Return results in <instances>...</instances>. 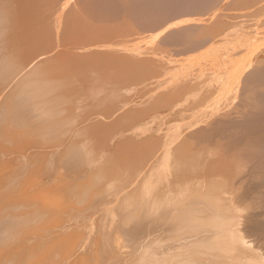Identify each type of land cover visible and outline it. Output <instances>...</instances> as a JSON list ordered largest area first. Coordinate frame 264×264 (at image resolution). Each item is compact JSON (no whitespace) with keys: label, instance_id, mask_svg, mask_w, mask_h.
<instances>
[{"label":"rangeland","instance_id":"1","mask_svg":"<svg viewBox=\"0 0 264 264\" xmlns=\"http://www.w3.org/2000/svg\"><path fill=\"white\" fill-rule=\"evenodd\" d=\"M1 1L5 2L4 0ZM13 2H15L16 4ZM5 3L4 4L7 8H11V12H9V8L7 10L9 13V19L7 18L8 25L10 24V27L7 25L6 28V30L10 28V30H8V33L5 30L8 35L10 34L9 36L7 35L10 38H8L6 36V33L4 32L2 36L6 41L3 42V39H1L2 36H0V40H2V42H0L3 44H1L3 48L0 46L2 49H0V62L4 64V60L2 61V59L6 60L5 63L10 61L12 62L13 60L15 64L13 65V63H11L14 67L11 69L12 72L14 73V69L18 70V68H20L21 71L19 70L20 72L15 75V77L13 76V80H11L10 82L6 81L7 78H5L6 76L4 77L5 74L3 75L5 79L0 78V82H3L2 79H4V82H7V84L3 82L6 86H0V96L3 97L2 95L5 96L9 94L12 91V87L14 88V83L17 81L15 79H17L18 77L21 78L22 74L26 73L28 69L30 70L34 65L37 66L38 63L39 65L43 64L42 62H47V64L49 65V62H52V60H54V62H50L51 64L49 65L51 67L54 66L55 70L52 68V72H55L56 68H60V66L62 67L60 68V70L66 68L64 71H60L57 69L56 72H63L62 74H64V76L62 77V82L66 79V82H63L65 84L61 83V85L69 84L71 88H69V86L67 89H73L71 92L70 90H67L65 86L64 88H62L64 90L58 89L59 91L61 90L60 92L56 90L58 92L57 94H62V92H66L65 90L68 91L66 92V94L70 92V96L68 94L67 97H65L66 94L64 93V97L63 94H59L61 98H64H62L64 105L62 104L63 102L60 103L61 106L59 104L58 105L63 109L65 108L62 113H66L68 111L66 114H70L73 117L67 116L69 117L67 119L66 114L64 116V114L61 113V124H59L57 129L52 130L51 132H47L48 135L46 134L43 136L40 134L39 136V134H35L36 131H34V133H31L30 131L31 127H35L34 129H36L38 123L40 122V111L36 110V108L33 106V103L31 104L30 102L29 105H27V111L29 112H26L25 110V114L23 113V115L27 117L25 118L24 116L23 121H25V124L27 123L28 126H30L28 127L27 125H25L24 127H27L24 129L20 126L23 130L18 129L17 126L16 128L18 132L21 130L24 131L26 129L24 137H29V134L30 137L25 138L26 140L24 141L27 142L28 139L29 142H31V145H27V150H25L24 153L21 152L20 154L16 155L17 157L16 159L14 158V163L9 166V171L7 169L6 172V169H4L5 173L3 171L2 175H6V173L12 174L14 173L15 169H18L17 174L20 177L25 179L26 177L35 178L34 180L38 183L34 182V184H36L37 186L38 184L43 182L40 185L41 187L48 180V177L51 176L50 173L52 170L59 171V173H61L62 175L63 173L64 175L65 173H67V182H74L69 176L72 177L76 173L79 175L82 172L80 175L83 176L82 174H84V176L82 177L83 181L81 180V183H84V179L89 178L88 176H90L91 174V168H94V166L96 165L95 163H93L95 165L90 164V161L94 159L97 161L99 160V162H103V160H105L106 158V155L108 154L106 152H111L110 150L115 149L112 152H116L115 154L117 155H115V157L118 156L116 159L117 161L118 159L122 160L123 158L124 160H127L129 158H132L133 156V160H138L136 162L139 165H136L135 163H132L133 160L131 162V159H129V162L132 163L130 164L131 167L133 164L135 166H133L134 168L132 167L130 169V166L128 164L126 170H129V172L126 171V173H124L125 177H129L130 175H132V170L141 172V169L145 165L143 169L144 172L148 169V172L150 170V173L153 175L157 171H160L163 177V182H165L166 184H168V182H171L173 184H176L175 186L177 187H182L187 179L191 178V176H194L195 173L199 172L202 169L207 168V171L209 169V171L213 170L214 172H218L219 170H221L220 168H222V170H227L226 167L229 168V166H226L225 164H227L228 162L229 164L233 163L232 168H236L235 170H238L235 162L237 163L238 161L239 163L244 158V160L242 161V166L241 163H239L240 171H236L235 174L236 177L238 176V174H242V176H239L238 178L239 187L243 189L242 193L244 194V196L241 193V190L240 192L238 190L239 193L237 191V193L234 192L236 195L233 192V194L229 193L227 195H231L232 204H230V200H228V203L231 207L234 205L240 208L237 210L239 214H241L242 211L243 213H245H242L244 217L242 216L239 219L241 221H239L240 223L243 222L242 224H239L241 226L240 228L245 232L246 239L250 242V247H254L253 252L262 255L264 259V167L260 168V165L264 162V0H12V2L11 0H6ZM7 4H10L13 8L10 5L8 6ZM12 13L14 15H12ZM10 15H12L11 20ZM10 21H12L13 23L15 22V24L17 25L12 24V22L9 23ZM10 31L13 33H11ZM18 38L21 40H19ZM7 40L9 42H7ZM4 51L7 53L10 52L9 56L6 53L7 57H5L6 54ZM55 62L56 65H52ZM1 63L0 67L1 65L11 66V64L3 65ZM16 63H19V65L21 64L23 66L20 65L21 67H19V65H16ZM57 65L60 66L55 67ZM69 72L71 75L69 74ZM65 74H68L69 76ZM6 75L9 76L10 73ZM70 76H73V78ZM198 79L199 81L197 83L196 80ZM14 80L15 82H12ZM193 80H195V85L196 83L198 84V86L196 85L197 87L193 84ZM184 81L186 83L189 81V83H187L188 88L186 87L182 90H192V87L194 85L196 87V89L193 87L195 91L190 90L191 93L188 94L190 91L186 90L187 94H184L183 91V94L180 95V89L187 86L183 85L186 84ZM199 82L201 84H199ZM190 84L192 85V87L189 86ZM205 87L207 88V90L209 89V93ZM9 88H11V90ZM202 89H205L206 91H203ZM6 90L7 93H3L4 91L6 92ZM174 90H179V93H173ZM202 92H206L208 94ZM192 93L194 95H192ZM201 95H204V97L206 95V97H208L209 99L206 97L203 98ZM209 95L212 96L209 97ZM73 96L76 98V100ZM71 97L74 100H72V102L74 103L73 105L70 102ZM61 98L60 102L62 101ZM65 98H67L66 104L68 103V105H71L72 108L71 106H65ZM201 98L202 101H204V99H206L207 101H204V103H202ZM163 100H165L164 103ZM199 102L203 104H201V106L204 108L201 109ZM210 102L211 104L213 102L215 104H210V108H208V103ZM217 103L218 106H216ZM30 104L35 110L31 109ZM213 105L216 106V108H214ZM205 106L209 110V112L211 108H213V111L210 112L211 115H209L210 113L205 108ZM76 110L77 112H75ZM33 111H35L36 114ZM212 114H215V116ZM32 115L33 118L31 117ZM205 115H207V117ZM34 116L39 117L34 119ZM212 116H214L215 119H213L214 117ZM217 116H220L219 120H217ZM193 117H195V120L200 119L199 122L195 121L197 122L196 124H199L195 130H193L195 126ZM201 117H204L202 119L207 118V120L205 119L206 121H204L208 124H210L209 122H211V120H216L212 121L215 122V124L211 123L212 126H210L211 124L206 125ZM58 118H60V115L58 116ZM66 119H70L69 121H67L68 123L65 122ZM189 119H192L193 121ZM28 120L31 121L28 122ZM188 120L189 122H192H190V125L185 124V122L187 123ZM200 121L202 122L200 123ZM69 122H71V124H69ZM36 123L37 125H31ZM62 123L68 124L67 126L69 127H71L70 125H72V127L69 129V127L65 125L64 127ZM150 123H154V126ZM162 123H164V127ZM201 124L205 126L204 129L200 128L203 131H199L200 129L198 130L200 126H203ZM4 125L6 126L7 124H3V126ZM22 125L24 124L22 123ZM183 125H186V127ZM158 127L161 128V132L159 133L163 134L164 136L158 133ZM63 128H67L66 130L69 129L68 133ZM80 128L81 130H79ZM189 128H193L191 132H195L197 130L195 133L193 132V136V133H190ZM206 129H210V131H207ZM107 130H113L114 132L111 131L107 133ZM173 130L175 132H173ZM182 131L184 132V134ZM147 132L148 134H146ZM65 133L68 134L67 137L65 136ZM70 133H73L74 135H72V138L70 137L71 139L69 138ZM87 133H89V135ZM61 134H64V136H62ZM94 134H96V136ZM100 134L102 135L99 136ZM172 134L176 135L179 138L178 142L175 141L176 143H173L176 146L179 145L178 143H181L180 141H183V139H189L187 143L192 151L190 159L182 160L183 155H179L177 156V158L173 156L169 158V156H167V158L163 160V163L161 164L162 166L160 168L151 167L150 163L154 160V156L150 155V157L149 151L147 150H149L153 146V144L156 143L155 141H157V143L160 141L159 136L164 137H161V141L159 142V144L161 145L163 139L167 138L168 136H172ZM36 135L38 136L36 137ZM57 135H61V137L64 139H62L60 136L58 137ZM148 135L151 136L148 138L149 141L151 138V141L149 143H146V136ZM75 136H77L78 139L80 137L81 138L78 140L77 138H75ZM22 138L23 136H21L20 139ZM40 138L41 140H39ZM45 138L48 140H46ZM53 138L55 140H53ZM67 138L69 140H67ZM73 138L75 139V142ZM32 140L34 141V143ZM194 140H197L196 143L192 142ZM22 141L20 140V142H17L16 140L19 145L22 144ZM39 141L40 143L44 142L47 145H43V148ZM56 141H58L60 144H58V142L56 143ZM76 141L78 142L76 143ZM136 141H140L139 143L143 142L149 144L147 146L146 144L141 143V145H143L144 147H148H146L147 150L145 151L144 147L141 145L139 146ZM98 142L104 144L100 145L98 144ZM191 142L194 145H192V147L190 146ZM216 142H220L225 146H220V143L217 144ZM4 144L7 146L11 145L10 143L6 144V142ZM33 144L34 146H32ZM70 144L77 145L75 148L76 151L78 145H83V147H78L79 152L75 151L77 157L75 156L76 159H73L75 162L72 163H77L76 161L80 160V163H77L76 168L71 167L72 165L74 166V164L72 163L67 165V167H63V165L60 163L62 162L60 161L62 158L56 161L57 165L55 164L54 166H52L51 164H49L52 153L56 154L58 151L59 154H63V151H65L67 146H69ZM135 144L139 146L136 150H134L135 153H133V151L126 153L127 151H130L129 149L132 148ZM247 144L249 145L247 146ZM244 145L247 147H245ZM36 146L40 147L36 148ZM109 146L113 147L111 148ZM91 147L92 149L95 148L96 151H93L96 152V154L94 152V154H90V152H92V149H90ZM141 147H143L144 150H142ZM205 147L207 148V150L205 149ZM155 148L154 150L152 149L153 154H155L159 150V147H157L156 150ZM239 149H241L242 152L241 150L239 151ZM84 151H86V153ZM136 151L140 153L141 151H143L141 153L142 155L140 153L137 154ZM121 152H125V154H123L124 156H121ZM32 153L35 154L33 155ZM131 153H133L134 155ZM235 153L238 154L236 155ZM31 154L32 157L30 156ZM135 154H137L136 156L138 157L144 158L137 159L138 157H136ZM40 155H42L41 158L43 160L40 159ZM239 155L242 157H240ZM29 156L31 160L29 159ZM237 156H239V160ZM83 157L88 158L84 159ZM150 158L152 159V161L150 160ZM39 159L40 161L42 160V162L37 166L36 164L40 162L38 161ZM140 161H143V163H141ZM223 161L226 163H223ZM43 162L44 164H42ZM82 162L85 163L79 165ZM129 162L128 160L126 161V163ZM20 163L21 165H19ZM214 164L218 166L216 167L214 166ZM220 164L223 166H221ZM78 165L81 167H78ZM115 165L116 163L114 161V168H116ZM153 165L157 164L154 163ZM232 165L230 164L231 170H233L231 168ZM12 166L13 168H11ZM40 166L43 167L41 168ZM136 166L139 167L136 168ZM262 166H264V164L261 165V167ZM37 167H40V172ZM82 167L84 169V172L82 171L83 169H81ZM209 167H215L216 169L211 168L210 170ZM241 167L244 168L242 170H246L247 172H242ZM70 168L74 169L75 171H71ZM85 168H87V170L90 169L89 175L88 171ZM30 169L32 170L31 173ZM68 169L70 170L68 171ZM76 169H79L80 171H76ZM19 170H21L22 172ZM35 170L37 173L34 172ZM117 171L118 168L115 169V172L113 170L112 173H116ZM239 172L242 173L240 174ZM68 173L70 174L68 175ZM246 173L248 174V176ZM33 175L36 176L32 177ZM247 177H249L247 181L241 180L243 178L246 179ZM254 177H256V179H254L255 181L253 180ZM257 177H259V180L257 179ZM22 178H20V180H22ZM110 178L112 179L111 176H108L106 178H102L101 180L99 178L96 180L101 181H98L99 183L103 182L102 185H104V183L106 184L110 181ZM238 178L234 179L237 183ZM37 179H40V182ZM149 180L150 179H148V182ZM155 180V178H152L150 180L151 183L149 184H161L160 180ZM240 181L243 184H246L247 182L245 186H243L242 184L246 191H244V188L240 186ZM253 182L257 183L254 184ZM102 185L98 184V187ZM115 187H117V185L114 186V189ZM95 194L97 195L98 192H96ZM100 194L102 193H99V195H97L98 199H95L96 195L94 197V195L91 194V197L94 198V200L89 196L88 198L91 199H87L88 202L87 200H84L82 204H80L79 206H75L78 210L77 213H79L82 217L88 218L87 220H83L84 222H82L81 220V222L84 223L82 225L90 223L95 219V217L96 219L101 217L100 212L98 213L94 211L95 209H98L100 207V204L97 205V202L103 204L108 202L109 198L102 199V195L100 196ZM238 194L239 197L237 196ZM234 195L237 196V198H235ZM233 196L235 199L233 198ZM95 200L97 205L96 208L93 204ZM112 205L113 204H110V206ZM245 209L246 211L249 210L248 213L245 211ZM77 213H75L76 216L78 215ZM64 216L63 218H67V216L69 215L65 214ZM37 218H39V221L41 220V223L37 222ZM41 218L42 217L39 216L36 217V221L32 222V224L36 223L35 225H32V229L37 234H41L40 232H42L43 235H46L44 233L48 234L50 232L49 230L48 232L45 231L47 229L43 230L45 219L42 220ZM25 219H27V216H25ZM252 222L253 224H251ZM258 222H262L261 225ZM38 223L40 227H43L40 228L39 225H37ZM167 224L168 223L164 224L165 226H167V229L165 226L163 228V224L159 227L161 231L158 229V227L156 228V230L152 229L157 237L153 232H151L152 230L148 232L146 235V237H148L146 238L144 236L147 240L143 238L139 241L142 246L140 250L143 251L146 246H152L151 248L158 249V251L159 249H161L160 251H166V248L169 246L167 248L168 251L174 249L175 247L182 246L192 240L194 241L195 237V240H197L202 236L199 234V236L197 237V235L195 234L198 233H195L192 234V237L190 238V234H187L186 236L183 235V237H187L186 239L181 237L177 242H175L170 238V231H168ZM243 224L245 225L243 226ZM249 224H251L252 226ZM39 228L41 229V231ZM162 229H165L167 231ZM36 230L38 231L36 232ZM42 230L45 232H43ZM54 230L56 231L57 229H53L52 231ZM209 233L210 232H207L203 236L208 235ZM150 235L152 236V238H150ZM151 240L152 243L150 242ZM156 240L157 242H155ZM164 240L167 243L164 242ZM160 241L163 242L160 244ZM168 241H171V243ZM144 244L146 246H143ZM170 244L171 247L173 246V248L170 247ZM162 246H165L166 248L164 247L163 250Z\"/></svg>","mask_w":264,"mask_h":264},{"label":"bare ground","instance_id":"2","mask_svg":"<svg viewBox=\"0 0 264 264\" xmlns=\"http://www.w3.org/2000/svg\"><path fill=\"white\" fill-rule=\"evenodd\" d=\"M4 1L6 2V0H4ZM5 2L0 0V36H2L3 33L5 32L7 25H8V19H9L8 18L9 13L7 11L9 7L7 8L5 6V4H6ZM7 2H9V1H7ZM11 2H12V0H11ZM13 3H15V2H13ZM10 4H12V3H10ZM10 4H7V5L9 6ZM10 10H11V8H9V12H11ZM12 10H14V9H12ZM15 11H16V9H15ZM12 15H14V14L12 13ZM12 15H10V20H11ZM11 22L12 21H10L9 23H11ZM12 24H15V22L14 23L12 22ZM15 25H17V24H15ZM15 25H12V26H15ZM8 26L10 27V24ZM8 30H10V28ZM8 30H6L7 33L9 32ZM7 33H6V36L8 35ZM11 33H13V32H11ZM8 38H10V37H8ZM1 39H3V42L6 41L3 36ZM19 40H21V39H19ZM0 41L2 42V40H0ZM1 42H0V46L2 44ZM7 42H9V41L7 40ZM7 42H6V45H7ZM1 47L3 48V46H1ZM1 47H0V49H1ZM11 47H13V46H11ZM18 48H19V46H18ZM0 53H1V51H0ZM6 53L7 52H5V54ZM9 53H7L8 56H9ZM7 54L5 57H7ZM57 56H58V54H57ZM59 56H60V54H59ZM49 58H51V57H49ZM0 61H1V59H0ZM2 61L4 62V64H11V63H13V65L15 64L13 62V60H12V62L10 61L7 63H5V61H6L5 59H2ZM15 62H16V60H15ZM50 62H49V65L51 63H53L54 60H52L51 63ZM42 63L43 64H40V65H39V63H38V65L36 63L37 66L32 65L33 67L32 68L30 67L31 69L30 70L28 69V71L26 73H24V71H23L24 74H22L21 78H19L17 76L19 79L18 78L15 79V80H17L16 82H15V80L12 81V82H15L14 88L12 87V91L5 96L2 95L3 97L0 96L1 97L0 98V264H264L263 256L253 252L254 247L253 248L250 247V242L247 241L246 236H245V232L240 228L241 226L239 224H242L243 222L240 223L241 221L239 219L243 216L242 215L243 211L241 214H239V212H237V210L240 208H238L234 205L231 207L228 203V200H230L229 202H230V204H232L231 203V195H227V194H229V193L231 194L232 192L237 193L238 190H239V192L241 190V193L243 192V189H241L239 187V178L238 177L242 176L241 173L243 171H245V172H247V171L242 170L244 168L241 167L242 172H239L241 175L238 174V176L236 177L235 174H236V171H238V170L240 171V169H239L240 164L239 163H241V166H242V161L244 160V158H243V160L241 159L242 161L239 163H238V161H237V163L235 162V164L238 167V170H235L236 168H232L233 163H230L232 165L231 168L233 169V170H231L230 164L228 162H227V164H225L226 166L227 165L229 166V168L226 167L227 170H222V168H220L221 170H219L218 172H214L213 170H211V168L214 169L215 167H209L211 171H209V169L207 171V168L202 169L199 172L195 173L194 176H191V178L187 179V181H185V183L183 184L182 187H177V186H175L176 184H173L171 182H168V184L163 182V177H162L160 171H157L153 175L150 173V170L148 172V169L145 170V172H144L143 169H144L145 165L141 169V172H137L136 170H132L133 176L130 175V173H129L130 176L125 177L124 173H126V171L129 172V170H126L128 164H129L130 169H131L135 165L133 164L131 167L130 164L135 163L137 165L138 163L136 161H138V160H136V159L133 160L134 159V156H133L132 157L133 159L129 158V159H131V162L133 160L132 163L129 162L130 161L129 159H127L129 163H126L127 160H124V158L122 160L118 159V161H117L116 159L118 156L115 157V155H117V154H115L116 152L115 153L112 152L115 149L110 150L111 152H109V151L106 152V153H108L107 155L104 153L106 155V158H105V160H103V162H99V160L97 161L94 159H93L94 161L93 160L90 161V164H92V165L96 164V165L94 166V168H91L93 170V171L92 170L90 171L91 174L89 172L90 169L87 170V168H85L88 171V175L90 174V176H88L89 178H87L85 176L87 179H84L85 180L84 183H81L83 181L82 177L84 176V174H82L83 176L80 175L82 172L79 175L76 173L77 175L75 174L72 177L69 176L71 178V180H73L74 182H71V181L67 182V180H68V176H66L67 173H65V175L63 173V175H62L61 173H59V171H53L52 170L50 173L51 176L48 177V180L46 182L44 181L45 183L41 187H40V185L43 182H41L37 186L36 184H34V182H37L34 180L35 178L26 177V179H25V178L20 177L17 174L18 169L17 170L15 169L14 173H12V174L6 173V175H4V174L2 175V172L4 171V169H6V172H7V169L9 171V169H10L9 166H11L14 163V158L16 159V157H17L16 155L20 154L21 152L24 153V151L27 150L26 148L29 146L28 144L31 143V142H29L28 139H27V142L24 141V140H26L25 138L30 137V134H29V137H24L26 129L24 131H22L24 128H26L28 126V124L27 123L25 124V121H23L24 116H25V115H23V113L25 112V110H26V112H29V111H27V105H29L30 102H31V104L33 103V106L36 108V110L40 111V114H39L40 115V118H39L40 122L38 123V125H37V123L31 124V125H37V127H36V129H34L35 127H33V128L31 127L30 131H31V133L32 132L34 133V131H36L37 133L35 132V134H39V136H40V134L44 136L47 134V132H51L52 130H56L57 127L59 126V124H61L60 123L61 122L60 121L61 115L64 114V116H65V114L68 112L67 111L66 113H62L65 108L63 109L60 107L61 106L60 103L63 102L62 98L64 97V94H66V92H68L67 90H70V89H67L70 86L69 84H67L68 86L63 85V84H65L63 82L64 81L66 82V79L63 80V82L61 81L63 79L62 77L64 76V74H62L63 72H60L62 70V69L60 70V68H62V67L60 65H57L55 67L60 66V68H56V71H57V69L60 71L52 72V70L54 69V66L53 67L49 66L47 64V62L46 63L42 62ZM1 64H3V63H1ZM16 65H19V63H16ZM20 65H19V67L23 66V65H21V66ZM52 65H56V62ZM9 66L10 65H8V66H2L1 65V67H0V76L2 75L0 78H4L6 76L5 78H7V80H6L7 82L8 81L10 82L11 80H13V76L15 77V75H17L21 71L20 68H18L16 66L18 68V70L14 69V73H13L11 69L14 67L12 66V64H11L12 67L11 66L9 67ZM72 66H74V65H72ZM25 67H27V66H25ZM68 67H69V65H68ZM65 69H63L62 71H64ZM77 72H79V71H77ZM9 73H10V75L7 76L6 74H9ZM69 74H70V72H69ZM3 75H4V77H3ZM65 75H68V74H65ZM70 77L73 78V76H70ZM4 79H2L3 82H4ZM161 79H163V78H161ZM6 81L4 82L5 84H7ZM193 81H190V82H193V84H194L195 80H193ZM196 81L198 83L199 79ZM3 82H0V83H3ZM4 83L0 84V86H2V85L6 86ZM61 83H63L62 84L63 86L61 85ZM187 83H189V81ZM187 83L183 84V85L185 86V85H187ZM197 83H196V85L198 86ZM203 83H204V80H203ZM191 84L189 86L192 87ZM199 84H201V83L199 82ZM183 85H181V86H183ZM194 85H193V87L196 89L197 86L195 85L196 86L195 87ZM64 87L67 90H65L66 92H62V94L63 93L64 94H63V97L61 98L60 95H62V94H60V93H59L60 95L57 94L58 92L56 90L62 89ZM75 87H76V85H75ZM165 87H166V85H165ZM186 87L188 88V85L181 88V89L179 88L181 90L180 95L183 94L184 90H182V89H185ZM193 87H192V90L191 89H186V90L187 91H190V90L195 91V89ZM201 87H202V85H201ZM69 88H71V86ZM200 88H198V89H200ZM9 89L11 90V88H9ZM150 89H152V88H150ZM7 90H6V92L4 91L3 93L6 94ZM62 90H64V89H62ZM72 90H70V91L72 92ZM165 90H166V88H165ZM186 90L184 91V94L187 92ZM206 90H207V88H206ZM191 91L188 94H190ZM207 91L209 93V89ZM177 92L179 93V90L173 91V93H177ZM196 92H197V90H196ZM202 93H206V92H202ZM208 93H206V94H208ZM68 94L70 96V92ZM68 94H66L65 97H67ZM73 94H74V91H73ZM78 94H79V92H78ZM192 95H194V94L192 93ZM69 96H68V99H69ZM210 96H212V95H209V97ZM202 97L205 98L206 95H205V97H204V95ZM60 98L62 100L61 102H60ZM78 98H79V96H78ZM188 98H191V97H188ZM206 98H208V97H206ZM66 99L67 98H65V100H64L65 106L66 107L71 106V105H68V103L66 104V101H67ZM74 99L76 100L75 97H74ZM72 100L73 99L71 97L70 102L73 105L74 103L72 102ZM204 101H207V100L204 99ZM204 101H202V98H201V102L204 103ZM68 102H69V100H68ZM164 102H165V100H163V103ZM201 102H199L200 106L202 104ZM244 103H245V101H244ZM62 104L64 105V102ZM208 104H209L208 108H210L211 102ZM206 106H205V108H206ZM216 106H218V103ZM216 106H214V108H216ZM71 108H72V106H71ZM202 108H204V107L201 106V109ZM31 109L35 110V109H33L32 105H31ZM212 109L213 108H211L210 112L213 111ZM33 112L35 113V111H33ZM75 112H77V110ZM208 112H209V110H208ZM215 114H212V115L215 116ZM59 115H60V118H58ZM209 115H211V113ZM67 116H72V115L66 114V118L68 119L69 117H67ZM205 116L207 117V115H205ZM214 116H212V117H214ZM31 117L33 118V115ZM38 117L34 116V119L38 118ZM25 118H27V117L25 116ZM74 118H75V116H74ZM202 118H204V117H201V119ZM216 118H217V120H219L220 116H217ZM67 119L65 122L70 120V119L69 120H67ZM193 119H194V122L195 121L199 122V120H200V119L195 120V117H193ZM205 119L207 120V118H205ZM205 119H202L203 122L206 121ZM213 119H215V117ZM189 120L193 121L192 119H189ZM189 120L187 121V123L185 122L186 121L185 120L184 121L185 124L190 125L191 121L189 122ZM208 120H209V118H208ZM30 121L28 120V122H30ZM212 121H216V120H211V122H209V121L208 122L210 124L211 123L215 124V122H212ZM184 122H182V123H184ZM197 122H195V126L197 125L196 127L193 124V126H194V129L192 128L193 130H195L198 127L199 124H196ZM201 122L202 121H200V123ZM22 123L24 125H22ZM148 123H149V121H148ZM205 123H203V124H205ZM3 124H7V125L3 126ZM69 124H71V122H69ZM150 124H153V126H154V123H150ZM162 124L164 127V123H162ZM203 124H201V125H203ZM207 124L208 123H206V125ZM210 124H208V125H210ZM212 124L210 126H212ZM25 125H27V126L24 127ZM64 125L67 126L68 124H63V126ZM16 126L18 127V129H22L21 127H23V129L21 130L22 132L21 131L18 132ZM70 126L72 127V125H70ZM183 126L186 127V125H183ZM213 126H216V125H213ZM3 127H5L6 129ZM67 127H69V126H67ZM71 127H69V129ZM151 127H152V125H151ZM204 127H205L204 125L202 127L200 126L198 128V130L200 128L204 129ZM7 128H8V130H7ZM76 128H79V127H76ZM4 129H5V131H4ZM63 129L66 130L67 128H63ZM192 129H190V133L194 132V131L191 132ZM68 130H66L67 133H68ZM71 130H70V132H71ZM79 130H81V128ZM160 130H161V128H159L158 133L161 132ZM201 130L202 129H200L199 131H201ZM206 130L210 131V129L209 130L206 129ZM61 131H64V130H61ZM111 131H113V130H111ZM111 131L107 130V133L111 132ZM145 132H146V130H145ZM173 132H175V131L173 130ZM73 133H75V132H73ZM73 133L72 134L70 133L69 138L70 137L72 138ZM99 133H100V131H99ZM194 133L192 134V136L194 135ZM87 134L89 135V133H87ZM112 134H114V133H112ZM146 134H148V132ZM174 134H172V136H168L167 138L163 139V142L161 143V145L159 144V142L161 141V137L164 138L163 137L164 135L160 134V135H163V136H159L160 141L158 143H157V141H155L156 143L154 142L155 144H153V146L149 150H147V148H148L147 146L149 144H146V143H149L151 141V138H150V141L148 140V138L151 137L150 135L146 136V138H147L146 143L141 142L142 144H146L147 148L144 147L143 145H141V143H139L140 141L139 142L136 141V143H138L139 146L141 145L144 147L145 151L146 150L149 151V156L150 155L154 156L153 161L150 158V160L152 161L150 163L151 167H157V168L159 167L160 168L162 166L161 164L163 163V160L165 158H167V156H169V158L172 156L177 158V156L183 155L182 160H186V159L189 160L190 159V157L192 155V151H191V148H189V145L187 143V141L189 139H183V141L184 140L185 141L184 142L180 141L181 143H178L179 145L176 146L173 143L175 141L178 142L179 138L176 136L177 133H176V135H174ZM183 134H184V132H183ZM61 135H59V136L61 137ZM88 135H87V139H88ZM94 135L96 136V134H94ZM101 135L102 134H100L99 136H101ZM21 136H23V138H24V139L22 138L23 141H22V139H20ZM32 136H31V138H32ZM37 136L38 135H36V137ZM62 136H64V134ZM65 136L67 137L68 134H66ZM92 136H93V134H92ZM54 137H56V136H54ZM126 137H128V136H126ZM173 137H176V138H173ZM47 138H48V136H47ZM75 138H77V136H75ZM93 138H94V136H93ZM45 139H44V141H45ZM62 139H64V138H62ZM95 139H97V138H95ZM125 139H124V141H125ZM141 139H145V138H141ZM16 140H17V142L18 141L20 142V140H21L22 144L19 145L16 142ZM39 140H41V138ZM46 140H48V139H46ZM53 140H55V139L53 138ZM67 140H69V139L67 138ZM109 140H111V139H109ZM114 140H115V138H114ZM194 141H192V142L196 143L197 140L195 142ZM5 142H6V144L10 143L11 145H8V146H12V147H8L7 145H5L4 144ZM57 142L58 141H56V143ZM74 142H75V139H74ZM77 142L78 141H76V143ZM192 142L190 145L191 147L193 145ZM33 143H34V141H33ZM39 143H40V141H39ZM42 143H44V142H42ZM42 143H40L42 146L46 144V143H44V144H42ZM47 143H50V142H47ZM121 143H123V142H121ZM216 143L219 144L220 142H216ZM58 144H60V143L58 142ZM79 144H80V142H79ZM98 144L103 145L104 143L98 142ZM150 144H152V143H150ZM156 144H158L160 146H158ZM87 145H88V143H87ZM135 145H134L135 147L133 146L135 149L133 147H132L133 150H132V148H130V149L128 148L130 151H127L126 153H129L131 151H133V153H135L134 150H136L137 147H139V146H137V144H135ZM219 145L221 146L224 144L220 143ZM248 145L249 144H247V146ZM32 146H34V144ZM76 146L77 145L70 144L69 146H67L65 151H63V154H59L58 151L56 154L52 153L49 164L54 166L56 164V161L60 160L61 158L62 159L60 161H62V162H60V161L59 162L63 165V167L64 166L67 167V165L71 164L72 162H75L74 160L77 157L76 153H75ZM105 146H107V145H105ZM244 146H242V147H244ZM247 146H245V147H247ZM38 147H40V146H38ZM38 147L36 146V148H38ZM78 147H83V145L82 146L78 145ZM78 147H77L76 152H79ZM109 147H111V146H109ZM143 147H141L142 150H144ZM155 147L156 148L159 147V150L157 149L158 152L155 153V151H154L155 154H153L152 149L154 150ZM43 148H44V146H43ZM156 148H155V150H156ZM88 149H89V146H88ZM90 149H92V147ZM205 149L207 150L206 147H205ZM93 150L96 151L94 148L91 150L92 152H90V154H92L94 152ZM240 150L241 149H239V151ZM84 152L86 153V151H84ZM142 152L143 151H141V153ZM241 152H242V150H241ZM94 153L96 154V152H94ZM133 153H131V154H133ZM136 153L138 154L140 152L136 151ZM32 154L30 155L31 157H32ZM121 154H122L121 156H124L123 154H125V152L124 153L121 152ZM137 154H135V156ZM30 156H29V159H30ZM41 156L42 155H40V159H42ZM239 156H237V158ZM43 157H44V155H43ZM81 157H82V155H81ZM136 157H138V156H136ZM240 157H242V156H240ZM26 158H27V156H26ZM83 158H82V160H83ZM141 158H144V157H138L137 159H141ZM40 159L38 161H40ZM42 160L40 162L37 161L38 164H36V165L38 166L39 163L42 162ZM78 160H79V158H78ZM145 160H146V156H145ZM238 160H239V158H238ZM79 161H76V162L80 163ZM114 161L116 163L115 167L118 168V171L116 173H112V171L114 170V172H115V169H116L113 166ZM224 161H223V163H226ZM147 162H148V160H147ZM231 162H233V161H231ZM77 163H72V164H74V166L76 164V166L74 167L72 165L71 167L76 168ZM83 163H85V162H82L79 165H82ZM93 163H95V164H93ZM141 163H143V161ZM154 163L157 165H153ZM223 163H221V164H223ZM42 164H44V162ZM263 164H264V162H263ZM263 164H261V165H263ZM19 165H21V163ZM79 165H78V167H81ZM243 165H245V164H243ZM261 165H260V168H263L264 166L261 167ZM214 166L217 167L218 165L214 164ZM221 166H223V165H221ZM40 167L39 168L37 167V169L39 170ZM137 167H139V166H136V168ZM243 167H245V166H243ZM11 168H13V166ZM72 168H70L71 171L74 170ZM112 168H114V169H112ZM224 168H225V166H224ZM70 169H68V171ZM81 169H83V167ZM54 170H56V169H54ZM78 170L76 169V171H78ZM19 171H21V170H19ZM31 171L32 170L30 169V173H31ZM74 171H73V173H74ZM82 171L84 172V169ZM134 171H135V173H134ZM34 172L37 173L36 170ZM39 172H40V170H39ZM223 172H226V173H223ZM4 173H5V171H4ZM248 173H249V171H248ZM251 173H254V172H251ZM69 174L70 173H68V175ZM127 174H126V176H127ZM36 175H33L32 177H34ZM108 176L109 177L111 176L112 179L110 178V181L109 182L107 181L108 183H106V184L104 183V185H102L103 182L99 183L101 181L98 180L99 181L98 182L96 180L98 178L101 180L102 178H104V177L106 178ZM247 176H248V174H247ZM260 176H261V174H260ZM194 177H196V178H194ZM235 177L238 178L237 179L238 183L235 182L236 181V180H234V179H236ZM244 177H246V176H244ZM20 178H22V180H20ZM27 178H29V179H27ZM152 178H155L156 179L155 181L160 180L161 184H157V185L149 184V183H151L150 180ZM240 178H242V177H240ZM248 178L249 177H247L246 179L243 178L241 180L247 181ZM258 178L259 177H257V179ZM148 179H150L149 182H148ZM254 179H256V177H254L253 180ZM37 180L39 181L40 179H37ZM128 180H131V181H128ZM76 181H78L79 183ZM236 183L238 186L236 185ZM256 183L257 182H255L254 184H256ZM98 184L99 185L101 184L102 186L98 187ZM242 184L243 183H241V181H240V186H242ZM246 184H247V182H246ZM246 184L244 183L243 186H245ZM115 185H117V187H115L116 190L114 189ZM112 189H114V190H112ZM244 191H246L245 188H244ZM96 192H98L97 195H99V193H102V194H100V196L102 195L101 198L102 199H104V198L108 199L109 198V201L106 203H103V204L97 202V205L100 204V207L98 209H95L94 211H96L98 213L100 212L101 217H99L97 219L95 217V219L93 221H91L90 223H86L85 225H82V224H84V223H82V222H84L83 220H87L88 218L82 217L79 213H77L78 210L75 206L76 205L79 206L80 204H82V202L84 200L86 201L87 199H91L92 198L91 194L94 195ZM260 192H262V191H260ZM244 193H246V192H244ZM95 195H94V197H95ZM97 195H96L95 199H98ZM89 196L91 198H88ZM234 196H233V198H234ZM237 196L239 197V194ZM237 196H235V198H237ZM243 196H244V194H243ZM92 199L94 200V198H92ZM87 202H88V200H87ZM93 204L96 208V206H97L96 200H95V202H93ZM110 204H113V205L110 206ZM201 205L204 207H202ZM23 211H25V212H23ZM245 211H246V209H245ZM248 211H246V212L248 213ZM75 213H77L78 215L76 216ZM65 214L69 215V216H67V218H63V216ZM243 214H245V213H243ZM25 216H27V219H25ZM38 216L42 217L41 218L42 220L45 219L44 220L45 225H43V224H41V225L44 226L43 230L47 229L45 231L48 232V230H49L50 233H48V234L44 233L46 235H43L42 232H40L41 234H37L33 231L32 225H35L36 223L32 224V222L36 221L35 219ZM94 216H95V214H94ZM38 219L39 218H37V220ZM81 220H82V222H81ZM37 222L41 223V220L40 221L38 220ZM165 223H168L167 225H168V231H170V238L175 242H177L181 237H183V235L186 236L187 234H190V238L192 237L191 235L195 234V233H198V234H195V235H197V237L199 236V234L202 236L199 237V239H197V240H195V238H196L195 237L194 241L192 240L190 242H188V239H187L188 243H186L182 246L175 247L174 249H171L168 251H167V248L169 246L167 248L164 246L166 248V251H160L161 249H159V251H158V249L151 248L152 246L147 247L145 244L143 245V246H146L145 249L143 251H141L140 249L142 246H141V243L139 241L143 238L145 239L147 233L150 232L152 229L156 230L157 227L159 229L160 225H162V224H163V228H164ZM258 223H260V225H261L262 222H258ZM251 224H253V222ZM251 224H249V225H251ZM254 224H255V222H254ZM37 225H39V223ZM244 225L245 224H243V226ZM251 226H249V227H251ZM39 227H40V225H39ZM42 227H40V228H42ZM165 227L167 229V226H165ZM257 227H258V225H257ZM252 228H254V227H252ZM53 229H57V230L52 231ZM162 230H165V229H162ZM37 231L38 230H36V232ZM40 231H41V229H40ZM45 231H43V232H45ZM165 231H167V230H165ZM165 231H163V232H165ZM203 231H204V233H203ZM151 232H153V230ZM159 232H157V233H159ZM200 232L203 234H201ZM207 232H210V233L208 235L203 236ZM248 232H250V231H248ZM155 236H156V234H155ZM168 236H169V234H168ZM150 238H152V236ZM183 238L186 239L187 237H183ZM145 240H147V239H145ZM153 241H154V239H153ZM185 241H184V243H185ZM150 242L152 243V240ZM155 242H157V240ZM162 242L163 241H160L159 243L161 244ZM164 242H166V241L164 240ZM168 242L171 243V241H168ZM143 243H146V242H143ZM159 243H157V244H159ZM173 243H172V245H173ZM164 247L162 246L163 250H164ZM170 247H171V244H170ZM171 248H173V246Z\"/></svg>","mask_w":264,"mask_h":264}]
</instances>
